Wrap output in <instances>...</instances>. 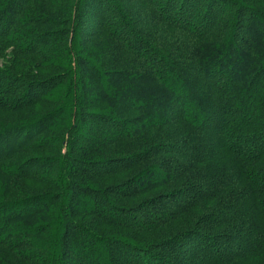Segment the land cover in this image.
Masks as SVG:
<instances>
[{
  "label": "trees",
  "instance_id": "1",
  "mask_svg": "<svg viewBox=\"0 0 264 264\" xmlns=\"http://www.w3.org/2000/svg\"><path fill=\"white\" fill-rule=\"evenodd\" d=\"M159 2L0 0V264H264V9Z\"/></svg>",
  "mask_w": 264,
  "mask_h": 264
},
{
  "label": "rangeland",
  "instance_id": "2",
  "mask_svg": "<svg viewBox=\"0 0 264 264\" xmlns=\"http://www.w3.org/2000/svg\"><path fill=\"white\" fill-rule=\"evenodd\" d=\"M226 1L229 2V3L232 2V1H234V2L240 1L242 4H245L247 7L251 8V9H254V8L264 9L263 6L257 5V4H255L254 1H251V0H249V1H247V0L246 1L245 0H226ZM156 2H157V4H161L159 2V0H156ZM91 6L92 7H91V9H89V13H88V15H87V17L85 18V21H84L85 25L82 26L83 32L87 31V30H91L92 28L89 27L88 24H91L90 22H92L93 20H97V14H96V11H95L96 9L93 7L94 5H91ZM254 15H256V14L253 11H252V13L250 12V17H252ZM254 18L255 17H253V19ZM261 23H262L261 20L255 19V22L253 23V27H256L257 24L260 25V26H263V24H261ZM242 32H244L245 34H251L252 33V27H248Z\"/></svg>",
  "mask_w": 264,
  "mask_h": 264
}]
</instances>
